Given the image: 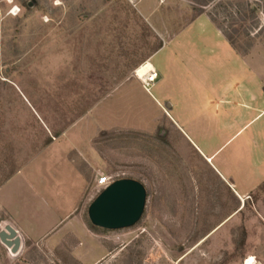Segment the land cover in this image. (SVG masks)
<instances>
[{
	"label": "rangeland",
	"instance_id": "1",
	"mask_svg": "<svg viewBox=\"0 0 264 264\" xmlns=\"http://www.w3.org/2000/svg\"><path fill=\"white\" fill-rule=\"evenodd\" d=\"M199 1L0 0V182L72 126L62 144L72 139L73 145L81 130L96 134L97 164L79 162L90 184L83 204L88 222L101 176L135 180L147 190L141 221L109 235V254L99 264H246L252 258L264 264V186L241 200L209 166L212 160L204 161L177 133L167 113L153 124L159 109L149 94L166 111V101L184 109L191 100L201 108L212 94L215 101L225 93L232 98L231 87L246 74L225 40L211 31L204 36L208 42L197 39L205 31L192 25L199 18L232 35L236 54L264 70V0H215L202 15ZM17 6L21 11L13 15ZM165 44L153 63L161 74L169 68L171 76L147 92L133 74ZM247 85L257 80L248 78ZM196 121L187 131L200 146L205 140L216 150L232 137L219 127L206 134L204 118ZM239 145L224 149L214 166L241 192L254 175L238 162ZM5 221L0 213V234L9 226ZM7 250L0 240V264H76L66 245Z\"/></svg>",
	"mask_w": 264,
	"mask_h": 264
},
{
	"label": "crops",
	"instance_id": "2",
	"mask_svg": "<svg viewBox=\"0 0 264 264\" xmlns=\"http://www.w3.org/2000/svg\"><path fill=\"white\" fill-rule=\"evenodd\" d=\"M192 25H199L205 29L197 35V39L202 43L208 42V36L206 38L204 36L210 34V31L215 39L225 40L242 63L246 74L241 82L238 81L236 87H231L232 98L225 93L223 98L215 101L212 94L202 101L201 108L191 100L186 101L184 109L180 107L181 102L172 104L166 101L168 107V109L165 107L166 111L163 103L149 94L152 105L159 109L157 117L153 120L154 128L164 120V114L167 113L177 133L184 137L204 161L212 160L210 164L207 163L220 181L231 187L235 195L243 200L250 194L259 192L264 186V70L239 57L228 40L208 19L199 18ZM168 47L167 44L160 47L152 56V62H149L152 64L154 56ZM152 66L158 73L155 85L168 83L171 76L169 68L165 74H161L154 63ZM248 78H255L257 85H247ZM126 81L131 80L126 79ZM224 88L225 92H228L229 87ZM183 110L188 114L183 115L181 113ZM183 116H186L183 119L184 127L180 123V117ZM84 118L85 115L78 123ZM197 118H204L206 134L219 127L222 132H231L232 137L216 150L205 140L200 146L189 135ZM70 129L72 126L60 131L53 138L54 142L48 141L34 149L29 160L19 165L0 182V213L4 215L5 222L21 235V252L28 246L40 244L48 250L66 245L72 262L99 264L109 254V241L112 239L109 235L112 232L94 227L85 217L83 204L90 184L86 178L83 162L79 164L80 159L92 168L97 164L94 160L98 156L92 147L96 134L86 130L85 135V130H81L77 140L81 139L84 145L77 148V140L73 145L70 141L72 139L68 140L69 144L61 143L68 138ZM47 131L51 133L48 128ZM161 134L165 135V132L162 130ZM235 141L240 142L237 150L238 162L246 166L245 170L250 178L254 175L252 180L248 181L247 189L241 192H238L235 181L232 180L230 183L227 175L214 166L222 151L228 149ZM48 151H52L50 158L38 161L40 154ZM7 251L9 253V250Z\"/></svg>",
	"mask_w": 264,
	"mask_h": 264
},
{
	"label": "water",
	"instance_id": "3",
	"mask_svg": "<svg viewBox=\"0 0 264 264\" xmlns=\"http://www.w3.org/2000/svg\"><path fill=\"white\" fill-rule=\"evenodd\" d=\"M148 193L143 184L131 179L113 182L88 209L89 222L96 228L116 232L135 227L144 216ZM2 244L18 254L22 241L17 230L7 226L0 234Z\"/></svg>",
	"mask_w": 264,
	"mask_h": 264
},
{
	"label": "built area",
	"instance_id": "4",
	"mask_svg": "<svg viewBox=\"0 0 264 264\" xmlns=\"http://www.w3.org/2000/svg\"><path fill=\"white\" fill-rule=\"evenodd\" d=\"M154 75L155 76L150 77L149 81H146L145 83L141 82L143 84V87L145 88V90L147 92H150V87L153 86V84L156 82V80L158 78L157 72H155ZM113 182H114V180H112L110 177H108L106 175L101 176L96 182V186L98 188V191L101 193L103 190H105L107 187H109ZM5 230H6V228H5ZM18 234H19V232H18ZM19 236L21 237L20 234H19Z\"/></svg>",
	"mask_w": 264,
	"mask_h": 264
},
{
	"label": "bare ground",
	"instance_id": "5",
	"mask_svg": "<svg viewBox=\"0 0 264 264\" xmlns=\"http://www.w3.org/2000/svg\"><path fill=\"white\" fill-rule=\"evenodd\" d=\"M155 69L150 62H146L143 66L135 71L133 76L139 81L145 83L149 81L150 77L155 76ZM246 264H254L253 258L248 260Z\"/></svg>",
	"mask_w": 264,
	"mask_h": 264
},
{
	"label": "trees",
	"instance_id": "6",
	"mask_svg": "<svg viewBox=\"0 0 264 264\" xmlns=\"http://www.w3.org/2000/svg\"><path fill=\"white\" fill-rule=\"evenodd\" d=\"M213 1L215 0H200L198 2V5L201 7V9H198L197 11L199 12L200 15H202L204 13V8L208 7L210 5V3H212ZM249 14H250V17L255 19L256 18V11L254 9H251L249 10ZM224 36L226 37V39L228 40V42L230 43V45L235 49L237 48L235 46V42H234V38L232 35L226 33L224 31Z\"/></svg>",
	"mask_w": 264,
	"mask_h": 264
},
{
	"label": "clouds",
	"instance_id": "7",
	"mask_svg": "<svg viewBox=\"0 0 264 264\" xmlns=\"http://www.w3.org/2000/svg\"><path fill=\"white\" fill-rule=\"evenodd\" d=\"M9 2H11V0H9ZM57 3H59V0H56ZM21 8L19 6H17L16 8L13 9L12 14L15 15L16 13L20 12Z\"/></svg>",
	"mask_w": 264,
	"mask_h": 264
}]
</instances>
